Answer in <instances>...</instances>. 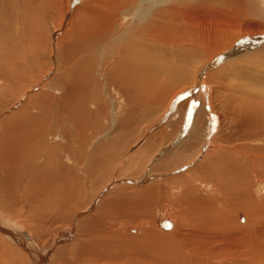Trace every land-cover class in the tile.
Returning a JSON list of instances; mask_svg holds the SVG:
<instances>
[{
	"label": "bare ground",
	"instance_id": "bare-ground-1",
	"mask_svg": "<svg viewBox=\"0 0 264 264\" xmlns=\"http://www.w3.org/2000/svg\"><path fill=\"white\" fill-rule=\"evenodd\" d=\"M72 3L0 0V264H173L153 253L164 237L187 256L175 264H264V155L249 147L264 145V105L251 108L239 70L203 73L241 37L258 48L227 69L264 61V0H83L67 19ZM45 15L59 25L48 31ZM106 169L131 175L76 223L87 207H72ZM5 207H25L34 226Z\"/></svg>",
	"mask_w": 264,
	"mask_h": 264
},
{
	"label": "rangeland",
	"instance_id": "rangeland-1",
	"mask_svg": "<svg viewBox=\"0 0 264 264\" xmlns=\"http://www.w3.org/2000/svg\"><path fill=\"white\" fill-rule=\"evenodd\" d=\"M72 1H73V3H72V5H70V8H69L70 9V11H69L70 13L68 12L66 14V18L67 19H69V17L72 15V12H73L74 8L77 7L78 5L82 4V1L83 0H72ZM43 18H44L43 20H44V22L46 24L45 25L46 26V29L48 31H50L52 29V26H54V25L57 26L60 23V17H57V19H56V16L53 17L52 15H45ZM51 24H53V25H51ZM63 28H65V27H63ZM255 40L256 39L253 38V37H241L239 39H236V42L234 43L233 48L231 50H226L227 52L226 51L223 52L222 54L216 56L214 59L212 58L213 60L204 67L206 71L204 70V72H203V73H205V72L211 70L212 72L216 73V71L217 72H220V70H221L222 71V72H220L221 74H224V72L227 74V73H230V72L231 73H234L236 70H239V73L237 72V74L232 78V80H234L235 78H239L237 80L235 79V84L236 85H239L241 83V81H240L241 79L239 77L240 75H244L246 77L245 80L251 79V81L249 82V84L247 86V91L250 92V96L247 99H248L249 104L251 105V108H252V106L253 107H257V106L258 107H262L264 105V95H262V93L264 94V65H263L264 64V61L261 60L262 62L261 61H258L256 63H251V62H249L247 64L244 63L242 65L243 67H241V69L240 68H235V70L232 69L231 66H230L231 68L229 67L228 69H227V67L230 65L229 63H230V60L231 59H229V58L232 57L236 52H240V51L245 52L248 49H249L250 52H253L254 50H256V48H258L257 47L258 45H257V43H255ZM28 46H29V42H27V47ZM199 61H201V60H199ZM45 64H46V62H45ZM259 69L261 70V72L263 74L260 72ZM232 71H234V72H232ZM36 73L38 75V72H36ZM32 74H33L32 77H34L35 72H32ZM44 74H45V72L43 71V72H41V74H39L38 77L41 78ZM52 75H53V72H49V74H47L46 77L42 79V82H44V81L48 80L49 78H51ZM201 78L204 79L205 76L202 75ZM222 79H223V77H222ZM42 82H40L39 84H37V86H39ZM32 83H33V79L29 78V80L27 82V85H28L27 87H29L30 85H32ZM222 83L225 84L224 85L225 86L224 87L225 89L226 88L229 89V90L228 89H226V90L224 89V90L220 91V92H222V94L224 93L223 95H224L225 98H227V100L229 99L228 100V109H229L228 111L230 113H232V112L235 111L234 113L236 115L239 113V115H238L239 117H237L236 118V121H235L236 123H239V121H241V120L243 121V118H245L244 117L245 116V113L243 111L244 105H240L237 102H233L234 96L236 98L237 97L236 95H237L238 92L236 91L235 94H233L234 92L232 93L231 82L223 79ZM226 84H228V87L226 86ZM34 91L35 90H33L32 92H34ZM214 92L215 93L213 94V96H215V98H216V95H218V92H217L216 89L214 90ZM188 97L189 96H187V98ZM177 98L175 99L176 103L183 102L185 100V99H183L182 96L180 98H178V99ZM230 99H232V100H230ZM105 100H107V98ZM107 102H109V101L107 100ZM188 104H190V102ZM175 106H176V104H174V103L171 104L170 108L168 109L167 113L163 116V118L161 120H159L158 122L155 123V126L157 128L165 124V120L167 119V117H169L171 115L172 111H175V109H176ZM193 107H196L197 108L198 106H197L196 103H194V104L192 103V109H193ZM248 108H249V106H248ZM246 111H247V113L249 112L248 110H246ZM256 113L257 112L254 113L255 116L257 115ZM254 114L252 115V119L254 117ZM240 116H243V117H240ZM249 132L256 134L258 132V130H256V128H254L253 131H248L247 130L246 131V134H249ZM241 133L242 132H240L238 130L235 131V134H236L235 136L236 137H234V139H233L234 141L232 140L233 141V143H232L233 145L234 144H237V145L239 144L236 141H237V137H240L241 136ZM145 134H146V136H149L151 134V131L149 130ZM258 138L260 139V137L254 138L255 140L252 141L251 145L249 146V147H253V148H250L251 149V152L250 153L252 154V156H254V155L263 156L264 155V145H262V141L263 140L260 139L261 141L258 142L257 141ZM142 143H143V141L141 143L139 141L135 145H133L132 147H130L129 151H127V155L125 157H123L122 165L119 166L117 168V170H119V171L125 170V168H126V160L129 158L130 154H135L137 152V150L141 147V144ZM204 154L205 153H202L201 152L195 158V164L198 163V162H200L203 159ZM190 163H193V161L190 162ZM189 165L190 164L184 165L181 169L184 170V169L188 168ZM110 172L113 173L110 169H106L105 170V173L103 172V174L99 171V173L97 172L96 174H94L89 179V180H91V182L89 183L88 186L86 185L85 189H87V190H85L81 194L82 200H80V201H82V202L78 201V203H77L78 205H76L75 207H72V208H76V207L83 208L85 206L87 207V209H85L86 211H83V212H81V214L79 213L76 216H74L76 223L79 220H81L86 214H89L90 212H92V209L98 203L97 201H99L106 192L110 191L114 187L115 188L117 187L115 185V183L118 184L120 182V184H125L124 182H127L126 180H120V181H118L117 179L121 178L122 176L123 177H127V176L131 175V171H126L125 174L122 175L121 177H116L117 174L110 175ZM104 175H105V177H104ZM102 186H103V188L98 192L99 195L96 196V198H95L94 201H91V197H90V195H91L90 193L91 192L90 191H92V192L94 191L95 192V190L101 188ZM250 195H251V198L252 199L260 198L259 195L256 194V191H255V189L253 187L250 190ZM89 203H91L90 206H89ZM5 209L10 214L11 219H13L14 221H16L18 223H26L28 225L34 226L33 223L31 222V216H29V214L25 211V209H26L25 207L24 208H20V207H18V208L5 207ZM74 227H73V229H74ZM74 232H75V229H74ZM60 234H63V233L60 232ZM72 236H73V233L71 234L70 238H72ZM51 238L52 237H50V234L45 235L44 239H42V241H41V244H44L46 241L50 240ZM60 240H62V239H60ZM68 242H70L71 245H74L76 247V249H81L82 248V245L79 244L78 243V240L75 239V238L71 239L70 241H69V239H68V241H65L66 244ZM170 244H171V246H170ZM153 248H154V250H153L154 252L153 253L156 254V256H158V257H163L164 255H169L173 259L172 260V263L173 264H175V262H176L177 259H185V258H187V256L184 255V252L182 250V244L179 241H176L175 237H164V238L157 239L155 241V243L153 244ZM52 254H54V252H52ZM163 258H166V257H163ZM49 259H51L50 260V262H51L50 264H55V262H54L55 260L52 257V255L50 256Z\"/></svg>",
	"mask_w": 264,
	"mask_h": 264
}]
</instances>
